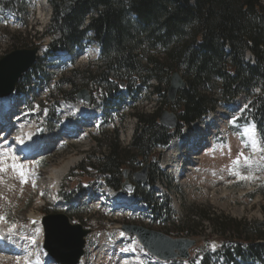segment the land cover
I'll use <instances>...</instances> for the list:
<instances>
[{"label": "rangeland", "instance_id": "1", "mask_svg": "<svg viewBox=\"0 0 264 264\" xmlns=\"http://www.w3.org/2000/svg\"><path fill=\"white\" fill-rule=\"evenodd\" d=\"M23 2L26 9L23 13L25 27L20 28L19 19L9 14L0 16V60L13 51L49 42V37L44 35L51 22L49 7L44 0ZM88 24L87 17L83 26ZM11 36H16L15 40L8 39ZM91 44L87 45V53L76 52L73 55L72 64L64 58L44 60L43 53L35 64L37 68L31 72L35 79L30 95L35 99V104H27L25 110L19 113L13 111V124L1 126L0 136L3 130L10 132L7 139L0 137V155L10 154L12 157H0V231L9 235L7 240L13 242L10 247L16 251L0 252V264H23L29 253L27 241L34 237L36 243L32 253L42 256V228L38 234V225L30 227L28 221L33 216L41 223L43 217L55 212L65 214L71 223L80 224L91 231L81 264H135L126 256V249L134 245V239L125 235L122 241L117 240L125 225L166 233L174 239L178 231L183 230L187 233L186 238L194 242L195 248L191 254L197 253L202 257L208 253L213 255L212 263L224 264L219 246L212 245L214 240L210 238L218 236L213 223L229 220L251 225L264 224V142L259 140L255 128L247 124L245 108L248 98L243 94H239L228 107H217L214 114L196 124L204 130V138L193 152L190 151L192 153L184 154L187 157L185 161L172 164L167 149L181 141L186 151L190 144V141H185L188 130L168 147L158 149L161 157L156 167V187L142 185L140 189L152 196L154 202L168 205L171 210L169 219H153L138 204L120 208L117 204L119 199L128 202L131 199L119 192L104 193L100 190L99 194L95 188L97 186L80 190L72 206L57 197L60 183L71 171L80 167V163L87 166L91 156L90 162L97 164V159L107 153L104 144L99 149L101 141H108L116 132L122 148L130 145L137 127L133 118L135 112L158 113L159 117L168 110L177 116L176 110L167 109L163 97L144 87L134 89L131 94L122 91L120 104L118 101L102 104L92 96V114L89 117L77 114L74 110L78 104L74 99L75 93L84 89L91 93V89L80 82L82 75L73 81L75 86L62 84V90L71 93L67 99H60L56 84L71 77L70 72L75 69L80 73H95L100 59L96 56V44ZM20 84L24 87L26 81ZM150 84L155 86L156 83L152 80ZM88 85L91 86L90 83ZM16 96L12 100L13 106L20 109ZM69 124L83 131L70 138L66 132L74 131L67 129H70ZM39 129L43 131L41 141L36 136ZM31 137L33 146L46 140L53 144L35 159H22L16 150V142L32 141ZM237 160L239 163H236ZM179 167L181 173L176 174ZM90 169L88 176L93 174V169ZM140 171L141 168H135L131 174L128 172L122 184H129L134 192L136 183L132 174ZM52 172L56 179L51 181L48 178ZM195 223H199V226Z\"/></svg>", "mask_w": 264, "mask_h": 264}, {"label": "trees", "instance_id": "2", "mask_svg": "<svg viewBox=\"0 0 264 264\" xmlns=\"http://www.w3.org/2000/svg\"><path fill=\"white\" fill-rule=\"evenodd\" d=\"M48 5L51 22L45 34L52 37L50 56L81 48L89 31L101 48L95 73L74 70L61 83L71 87L82 75L83 86L92 82L101 99L118 104L121 89L131 94L134 89L149 88L163 97L167 109L177 111L178 119L176 130L170 131L159 124L158 113L135 112L137 127L130 145L122 148L116 132L101 141L99 149L104 144L107 153L97 164L90 162V156L87 166L80 164L61 185L59 195L66 202L81 184L92 181L89 168L95 177L105 178L107 187L120 190L124 171L131 174L149 164L147 182L153 188L160 160L156 150L239 94L248 98L247 122L255 124L264 137V0H48ZM4 9L20 18L26 10L23 0H0V10ZM87 17L89 24L83 26ZM36 68L33 65L22 77L26 85L35 79L31 72ZM174 73L181 75L185 87L170 104L167 93ZM58 90L71 96L59 85ZM134 197L153 219L170 218L168 205L154 202L139 184ZM213 224L224 264H264V224L229 220ZM186 235L183 230L176 234ZM200 264L214 263L204 257Z\"/></svg>", "mask_w": 264, "mask_h": 264}, {"label": "water", "instance_id": "3", "mask_svg": "<svg viewBox=\"0 0 264 264\" xmlns=\"http://www.w3.org/2000/svg\"><path fill=\"white\" fill-rule=\"evenodd\" d=\"M37 49L18 50L8 54L0 61V98L7 97L13 93L16 83L21 76L26 73L36 60ZM185 87L182 78L174 73L170 79L168 99L173 103L177 92ZM81 102L88 103L86 93L78 94ZM160 124L167 128L176 127L177 118L169 113L163 112L159 118ZM39 138L42 132L38 131ZM146 170L135 175L136 181L146 182ZM124 189L125 186H124ZM45 229V249L60 264H77L83 254V237L87 232H83L79 226H71L68 219L63 215L49 216L44 219ZM126 233L137 236L142 245L153 256L164 260H176L188 258V250L194 246V242L189 239H170L160 233L152 232L139 227H124Z\"/></svg>", "mask_w": 264, "mask_h": 264}, {"label": "bare ground", "instance_id": "4", "mask_svg": "<svg viewBox=\"0 0 264 264\" xmlns=\"http://www.w3.org/2000/svg\"><path fill=\"white\" fill-rule=\"evenodd\" d=\"M10 102V98L9 97H7V98H1L0 99V112H2V111H5L6 110V106H7V104ZM82 107L81 106H75V110H76V112L78 113V114H82L83 112H85V111H83L82 109H81ZM17 120V119H16ZM7 123L8 122H6V123H4L5 125H7ZM203 132H204V130H202V129H199L196 125L195 126H193L190 130H188L187 132H186V142H189V140L191 139V142H192V144L189 146V148L187 149L189 152L187 153L186 151H185V148L186 147H184V145L182 144V146L179 148V146H176V145H174V146H172V147H169L168 149H167V153H169V155H168V158L170 159V160H172V164H176V163H181L182 161H185V159H187V157H185L184 156V154L186 153V154H190V151L191 150H193L195 147H196V145H199V144H201V139H203L204 138V136H203ZM8 136H9V134H7L6 135V137H5V139H7L8 138ZM33 137H31V139H32ZM33 141V140H32ZM28 142L27 144V147H28V149L30 150V151H33V150H35L33 147V142ZM200 141V142H199ZM199 142V143H198ZM7 147H10V145L9 146H7ZM22 147H23V145H22ZM1 152V151H0ZM0 157H2V158H11L12 156L10 155V154H3V155H0ZM195 159H197V158H195ZM167 164H169V163H167ZM180 169H176V174H180L181 173V167H179ZM188 170H191V169H188ZM50 179H51V181L52 180H55L56 179V176H55V174H53V172L50 174V177H49ZM49 180V179H48ZM51 185V184H50ZM31 220H36V218L35 217H31ZM36 233H37V231H36ZM39 236V235H38ZM36 237H37V234H36ZM41 238V237H40ZM126 257V256H125Z\"/></svg>", "mask_w": 264, "mask_h": 264}, {"label": "snow or ice", "instance_id": "5", "mask_svg": "<svg viewBox=\"0 0 264 264\" xmlns=\"http://www.w3.org/2000/svg\"><path fill=\"white\" fill-rule=\"evenodd\" d=\"M243 155V154H241ZM247 160V158H245ZM236 163H239V160L236 161ZM21 175H23V173H21ZM0 219H2V217H0Z\"/></svg>", "mask_w": 264, "mask_h": 264}]
</instances>
